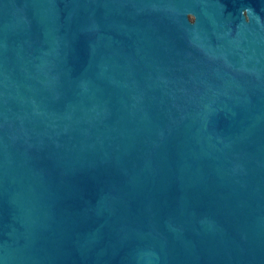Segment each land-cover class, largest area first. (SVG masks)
I'll use <instances>...</instances> for the list:
<instances>
[{"label":"water","instance_id":"95a60500","mask_svg":"<svg viewBox=\"0 0 264 264\" xmlns=\"http://www.w3.org/2000/svg\"><path fill=\"white\" fill-rule=\"evenodd\" d=\"M0 264H264V0H0Z\"/></svg>","mask_w":264,"mask_h":264},{"label":"clouds","instance_id":"9594fccd","mask_svg":"<svg viewBox=\"0 0 264 264\" xmlns=\"http://www.w3.org/2000/svg\"><path fill=\"white\" fill-rule=\"evenodd\" d=\"M189 19H192V16H189Z\"/></svg>","mask_w":264,"mask_h":264}]
</instances>
